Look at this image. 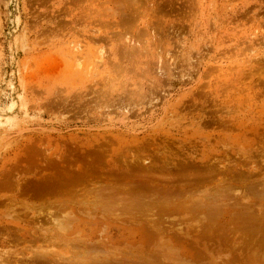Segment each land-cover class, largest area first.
I'll use <instances>...</instances> for the list:
<instances>
[{
    "label": "rangeland",
    "instance_id": "obj_1",
    "mask_svg": "<svg viewBox=\"0 0 264 264\" xmlns=\"http://www.w3.org/2000/svg\"><path fill=\"white\" fill-rule=\"evenodd\" d=\"M262 215L264 0H0V264H264Z\"/></svg>",
    "mask_w": 264,
    "mask_h": 264
},
{
    "label": "bare ground",
    "instance_id": "obj_2",
    "mask_svg": "<svg viewBox=\"0 0 264 264\" xmlns=\"http://www.w3.org/2000/svg\"><path fill=\"white\" fill-rule=\"evenodd\" d=\"M87 153H88V152H87ZM81 154H82V153H81ZM88 155H89V154H88ZM76 156H77V155H76ZM78 158H79V157H78ZM90 160H91V159H90ZM63 161H64V160H63ZM95 161H96V160H94V162H95ZM95 163H97V161H96ZM167 163H168V162H167ZM55 164H56V163H55ZM58 164H59V163H58ZM89 164H90V163H89ZM89 164H88V165H89ZM98 164H99V163H98ZM98 164H97V165H98ZM85 165H86V163H85ZM95 165H96V164H95ZM63 166H64V165H63ZM66 166H67V165H66ZM82 167H83V166H82ZM125 167H126V166H125ZM62 168H63V167H62ZM93 168H94V167H93ZM93 168H92V169H93ZM129 168H130V167H129ZM160 168H161V167H160ZM155 169H156V168H155ZM67 170H68V169H67ZM71 170H72V169H71ZM71 170H70V171H71ZM106 170H107V169H106ZM144 170H145V169H144ZM40 171H41V170H40ZM74 171H75V170H74ZM91 171H92V170H91ZM112 171H113V170H112ZM136 171H137V170L130 171L132 174L130 173V174H127V175H128V176H131V175H132V177L139 179V180H137V181H133V180H132V182H131V181H130V182H131V183H134V184H136V182H137L138 184H141V185H139V186H140L139 188H140V190H142V189L144 188V187H142L143 183L145 184V183L151 182V180H146V181H144L143 178H145V177H140L141 175H139L138 172L135 173ZM60 172H62V171L60 170L58 173H55V175H53V178L51 177V181H49L48 179H46V180L49 181L48 183H44V184H40V185H37V184H36L37 187H39V188L36 187V188H37L36 190H38L39 192L45 191V193H47V194H49V192H47V190H52V193H55L56 191H60V190H62V192L60 191V192H56V193H63V191H66V190H63V188H64V186H65V183H64L65 181L61 182V180H55V179L58 178L57 176H58V174H60ZM94 172H95V171H94ZM96 172H97V169H96ZM125 172L129 173L128 171H125ZM114 173H115V172H114ZM144 173H145V172H144ZM56 174H57V175H56ZM74 174H78V173L75 172ZM74 174H73L72 177L75 178V176H77V175H74ZM91 174H92V173H91ZM97 174H99V173L97 172ZM157 174H158V173H157ZM182 174H183V173H182ZM71 175H72V174H71ZM93 175H94V174H93ZM114 175H115V174H114ZM118 175H119V174H118ZM118 175H117V177L115 176L117 179H118ZM125 175H126V174H125ZM183 175H184V174H183ZM42 176H43V175H42ZM42 176H41V177H42ZM63 176H64V175H63ZM88 176H89V175H88ZM88 176L85 175V177H88ZM96 176H97V175H96ZM112 176H113V175H112ZM49 177H50V176H49ZM59 177H60V176H59ZM81 177H82V179L84 178L82 175H81ZM81 177L79 176V178H81ZM113 177H114V176H113ZM151 177H153V176H151ZM64 178H65V177H64ZM92 178H93V177H92ZM111 178H112V177H111ZM44 179H45V178H44ZM52 179H53L54 181H53ZM72 179H73V178H72ZM82 179H81V180H82ZM84 179H87V178H84ZM84 179H83V180H84ZM117 179H116V180H117ZM119 179L121 180V177H119ZM74 180H76V179H74ZM87 180H89V179H87ZM104 180H105V179H104ZM38 181H40V180H38ZM72 181H73V180H72ZM78 181H79V179H78ZM89 181H90V180H89ZM91 181H92V180H91ZM113 181H114V180H113ZM127 181H128V180H127ZM45 182H46V181H45ZM50 182H52V184H51ZM67 182H68V179H67ZM79 182H80V181H79ZM79 182H78V183H79ZM36 183H37V181H36ZM40 183H41V181H40ZM80 183H82V182H80ZM111 183H112V182H111ZM114 183H115V182H114ZM116 183H117V182H116ZM119 183H120V182H118L117 185H118ZM123 183H125V180H124ZM71 184H72V183H71ZM73 184H76V185H77L76 182H74ZM95 184H96V183H95ZM125 184H126V183H125ZM127 184H128V183H127ZM9 185H10V184H9ZM18 185H19V184H18ZM36 185H35V186H36ZM107 185H108V183H106V186H107ZM109 185H110V183H109ZM117 185H115V186H117ZM120 185H123V184L120 183ZM132 185H133V184H132ZM156 185H157V184H156ZM16 186H17V185H16ZM31 186H32V185H31ZM66 186H67V185H66ZM66 186H65V187H66ZM74 186H75V185H74ZM115 186H114V187H115ZM134 186H135V185H134ZM29 187H30V186H29ZM41 187H42V188H41ZM70 187H71V186H70ZM80 187H81V186H80ZM111 187H112V186L110 185V187H109V192H111V190H110ZM118 187H119V189H120L121 186L118 185ZM145 187H146V186H145ZM179 187H180V186H179ZM16 188H18V187H16ZM32 188H33V187H32ZM100 188H101V186H100ZM112 188H113V187H112ZM130 188H132V187H130ZM139 188H138V189H139ZM164 188H165V187H164ZM34 189H35V188H34ZM71 189H72V188H71ZM71 189H70V191L72 192ZM96 189H97V187H96ZM105 189H106V188H104L103 190H105ZM115 189H116V187H115ZM119 189L117 188L116 190H119ZM121 189H122V188H121ZM121 189H120V191H121ZM128 189H129V188H128ZM169 189H170V188H169ZM171 189L173 190V188H171ZM178 189H179V188H178ZM28 190H29V189H28ZM36 190H35V191H36ZM94 190H95V188H94ZM103 190H100V192L103 191ZM126 190H127V189H126ZM134 190H136V189H134ZM17 191H18V190H17ZM35 191H34V192H35ZM53 191H54V192H53ZM70 191H69V193H71ZM113 191H114V190H113ZM122 191H124V189H123ZM122 191H121V192H122ZM129 191H130V190H129ZM24 192H25V191H24ZM34 192H33V193H34ZM36 192H37V191H36ZM66 192L68 193V190H67ZM66 192H65V193H66ZM73 192H74V189H73ZM116 192H118V191L113 192V194H118V193H119V192H118V193H116ZM124 192H125V191H124ZM127 192H128V191H127ZM167 192H168V191H167ZM17 193H18V192H17ZM45 193H44V194H45ZM56 193H55V194H56ZM65 193H64V195H65ZM67 193H66V195H67ZM74 193H76V191H75ZM78 193H79V192H78ZM95 193H96V192H94V194H95ZM102 193H103V192H102ZM122 193H123V192H122ZM125 193H126V192H125ZM255 193H256V192H255ZM19 194H20V193H19ZM35 194H36V193H35ZM44 194H43V195H44ZM94 194H93V195H94ZM97 194H99L98 191H97ZM97 194H96V195H97ZM113 194H111V195H113ZM174 194H175V193H174ZM253 194H254V193H253ZM41 195H42V193H41ZM41 195H40V196H41ZM45 195H46V194H45ZM56 195H60V196H61L62 194H56ZM72 195H74V194H72ZM164 195H165V194H164ZM47 196H48V195H47ZM122 196H123V194H122ZM129 196H130V195H129ZM34 197H35V196H34ZM72 197H73V196H72ZM89 197H91V196H89ZM119 197H120V196H119ZM125 197H127V196H125ZM125 197H124V198H125ZM148 197H149V196H148ZM37 198H38V197H37ZM41 198H42V196H41ZM45 198H46V197H45ZM83 198H85V197H83ZM83 198H82V199H83ZM105 198H106V197H105ZM128 198H129V197H128ZM46 199H47V198H46ZM99 199H100V198H99ZM48 200H49V199H48ZM90 200L93 201L92 199H90ZM86 201H87V200H86ZM86 201H84V202H86ZM128 201H129V200H128ZM48 202H49V201H48ZM58 202H59V201H58ZM87 202H88V201H87ZM96 202H98V201H93V203L89 202V204H94V203H96ZM118 202H120V201H118ZM118 202H116V203H118ZM148 202H149V201H148ZM159 202H160V201H159ZM70 203H71V202L69 201V205H70ZM73 203H75V202H73ZM79 203H80V202H79ZM98 203H99V202H98ZM49 204H51V203H49ZM52 204H53V203H52ZM61 204H62V203H61ZM76 204H77V203H76ZM118 204H120V203H118ZM137 204H139V203H137ZM43 205H44V204H43ZM67 205H68V204H67ZM69 205H68V206H69ZM71 205H72V204H71ZM81 205H82V204H81ZM109 205H110V204H109ZM9 206H10V205H9ZM33 206H34V205H33ZM78 206H79V205H78ZM162 206H163V205H162ZM39 207H40V206H39ZM59 207H60V205H59ZM59 207H56V208L58 209ZM63 208H64V207H63ZM63 208H62V210H64ZM71 208H72V207H71ZM72 209H73V208H72ZM85 209H86V208H85ZM100 209H101V208H100ZM59 210H60V209H59ZM59 210H58V212H59ZM126 211H127V210H126ZM135 211H136V210H135ZM70 213H71V212H70ZM36 215H37V214H36ZM128 216H129V214H128ZM260 216H261V215H260ZM262 216H263V215H262ZM65 217H66V216H65ZM132 217H133V216H132ZM263 217H264V216H263ZM263 217H262V218H263ZM127 218H128V217H127ZM136 218H137V217H136ZM252 218H253V217H252ZM61 219H63V218H61ZM66 219H67V218H66ZM248 219H249V218H248ZM40 220H41V219H40ZM70 220H71V219H70ZM72 220H73V219H72ZM72 220H71V222H72ZM64 221H65V220H64ZM65 222H66V221H65ZM68 222H69V221H68ZM162 223H163V222H162ZM147 224H148V223H147ZM160 224H161V223H160ZM68 225H69V223H68ZM161 225H162V224H161ZM65 226H66V225H65ZM65 226H64V227H65ZM67 227H68V226H67ZM157 227H158V226H157ZM58 228H59V227H58ZM58 228H57V229H58ZM61 228H62V227H61ZM70 228H71V227H70ZM149 228H150V227H149ZM162 228H163V227H162ZM154 229H155V228H154ZM160 229H161V227H160ZM164 229H165V228H164ZM155 230H156V229H155ZM166 230H167V229H166ZM166 230H165V231H166ZM18 231H19V230H18ZM60 231H61V229H60ZM157 232H158V231H157ZM260 232H261V231H260ZM257 233H258V231H257ZM35 234H36V233H35ZM59 234H60V233H59ZM157 234H158V233H156V236H157ZM166 234H167V233H166ZM32 235H33V234H32ZM173 235H174V234H173ZM248 235H249V233H248ZM63 236H64V235H63ZM66 237H67V236H66ZM159 237H160V236H159ZM154 238H155V237H154ZM6 239H7V238H6ZM41 239H42V238H41ZM159 239H160V238H159ZM159 239H158V240H159ZM165 239H166V238H165ZM167 239H168V238H167ZM167 239H166V240H167ZM175 239H176V238H175ZM179 239H180V238H179ZM257 239H258V238H256V240H257ZM44 240H45V239H44ZM152 240H153V239H152ZM158 240H157V241H158ZM259 240H260V239H259ZM162 241H163V240H162ZM160 242H161V241H160ZM165 242H166V241H165ZM254 242H255V240H254ZM3 243H4V242H3ZM5 243H6V242H5ZM156 243H157V242H156ZM158 243H159V242H158ZM161 243H163V242H161ZM161 243H159V245H160ZM166 243H167V242H166ZM259 243H260V242H259ZM92 244H93V243H92ZM252 244H253V243H252ZM151 245H152V244H151ZM153 245H155V244H153ZM48 246H49V245H48ZM100 246H101V245H100ZM136 246H137V245H136ZM136 246H134V247H136ZM141 246H142V245H141ZM141 246H137V248H139V247H141ZM76 247H77V246H76ZM97 247H98V246H97ZM97 247H96V248H97ZM126 247H127V246H126ZM149 247H150V246H149ZM159 247H160V246H159ZM162 247H164L163 244H162ZM207 247H208V246H207ZM86 248H87V247H86ZM98 248H99V247H98ZM157 248H158V247H157ZM169 248H171V247L169 246ZM89 249H90V248H89ZM132 249H133V247H132ZM163 249H164V248H163ZM144 250H145V249H144ZM155 250H156V249H155ZM158 250H160V249H158ZM161 250H162V249H161ZM171 250H172V249H171ZM77 251H78V250H77ZM132 251H133V250H132ZM151 251H152V250H151ZM167 251H168V250H167ZM108 252H109V251H108ZM129 252H130V251H129ZM153 252H154V251H153ZM130 253H131V252H130ZM132 253H133V252H132ZM135 253H136V252H135ZM159 253H161V252H159ZM165 253H166V252H165ZM165 253H164V254H165ZM169 253H170V252H169ZM262 253H263V254H262ZM262 253H261V254L264 255V252H262ZM84 254H85V253H84ZM95 255H96V254H95ZM128 255H129V254H128ZM131 255H132V254H131ZM148 255H149V254H148ZM152 255H153V253H152ZM161 255H162V253H161ZM174 255H175V254H174ZM177 255H178V254H177ZM262 255H259V256H262ZM150 256H151V255H150ZM155 256H156V255H155ZM162 256H163V255H162ZM165 256H166V254H165ZM165 256H164V257H165ZM167 256H168V255H167ZM8 257H9V256H8ZM53 257H54V256H53ZM151 257H152V256H151ZM170 257H171V256H170ZM179 257H180V256H179ZM179 257H178V258H179ZM161 258H162V257H161ZM180 258H181V257H180ZM39 259H40V258H39ZM153 259H154V257H153ZM155 259H156V258H155ZM157 259H158V257H157ZM257 259H258V258H257ZM260 259H261V257H260L258 260H260ZM263 259H264V257H262V260H263ZM138 260H139V259H138ZM162 260H163V259H162ZM254 260H255V259H254ZM155 261H156V260H155ZM159 261H161L160 258H159ZM255 261H257V260H255ZM41 262H42V261H41ZM110 262H111V261H110ZM146 262H147V261H146ZM112 263H113V262H112ZM129 263H130V262H129ZM147 263H148V262H147ZM53 264H54V263H53ZM107 264H110V263L107 262ZM120 264H127V262H126V263H120ZM140 264H141V263H140ZM144 264H145V263H144ZM150 264H151V263H150Z\"/></svg>",
    "mask_w": 264,
    "mask_h": 264
}]
</instances>
